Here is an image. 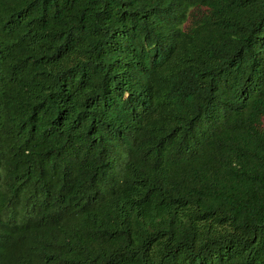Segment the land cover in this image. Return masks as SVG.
<instances>
[{
  "label": "trees",
  "instance_id": "16d2710c",
  "mask_svg": "<svg viewBox=\"0 0 264 264\" xmlns=\"http://www.w3.org/2000/svg\"><path fill=\"white\" fill-rule=\"evenodd\" d=\"M0 264H264V0H0Z\"/></svg>",
  "mask_w": 264,
  "mask_h": 264
}]
</instances>
